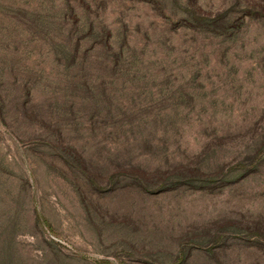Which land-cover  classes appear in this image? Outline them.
<instances>
[{"label": "rangeland", "instance_id": "1", "mask_svg": "<svg viewBox=\"0 0 264 264\" xmlns=\"http://www.w3.org/2000/svg\"><path fill=\"white\" fill-rule=\"evenodd\" d=\"M0 264H264V0H0Z\"/></svg>", "mask_w": 264, "mask_h": 264}]
</instances>
